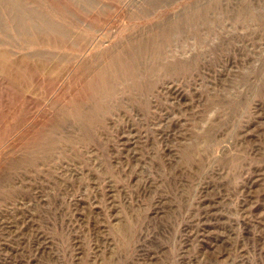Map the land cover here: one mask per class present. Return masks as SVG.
Returning a JSON list of instances; mask_svg holds the SVG:
<instances>
[{
    "label": "rangeland",
    "instance_id": "rangeland-1",
    "mask_svg": "<svg viewBox=\"0 0 264 264\" xmlns=\"http://www.w3.org/2000/svg\"><path fill=\"white\" fill-rule=\"evenodd\" d=\"M0 264H264V0H0Z\"/></svg>",
    "mask_w": 264,
    "mask_h": 264
}]
</instances>
